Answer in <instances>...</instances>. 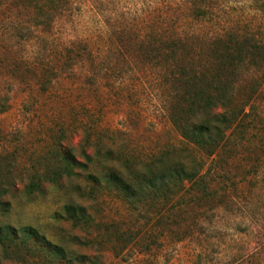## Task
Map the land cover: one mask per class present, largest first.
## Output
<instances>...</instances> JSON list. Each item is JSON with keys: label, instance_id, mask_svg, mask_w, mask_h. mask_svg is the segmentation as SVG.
I'll return each mask as SVG.
<instances>
[{"label": "rangeland", "instance_id": "obj_1", "mask_svg": "<svg viewBox=\"0 0 264 264\" xmlns=\"http://www.w3.org/2000/svg\"><path fill=\"white\" fill-rule=\"evenodd\" d=\"M193 4L208 7L207 15ZM55 6L38 21L29 0H0V179L8 189L0 226H33L77 253L98 254L103 264H264L263 69L240 71V93L249 78L261 85L247 107L251 115L227 130L207 158L208 188L163 210L164 218L131 210L106 191L89 196L85 171L27 192L60 144L82 161L84 139L95 135L130 156L178 143L168 109L173 94L162 70L144 60V47L157 34L166 40L178 33L192 47L190 59L199 60L196 53L212 48L203 35L215 29L232 24L264 33V0H56ZM71 202L87 207L92 224L66 218ZM92 239L95 245L87 244ZM14 251L0 245V264H44L40 254L24 251L25 263Z\"/></svg>", "mask_w": 264, "mask_h": 264}, {"label": "trees", "instance_id": "obj_2", "mask_svg": "<svg viewBox=\"0 0 264 264\" xmlns=\"http://www.w3.org/2000/svg\"><path fill=\"white\" fill-rule=\"evenodd\" d=\"M55 2L29 0L38 21L52 14L56 9L53 7ZM191 7L205 16L209 11L202 5L193 4ZM201 20L205 23L204 19ZM204 23H200L203 28ZM221 30L203 35L202 39L212 48L209 55L196 53L199 60L190 59L192 47L188 46L187 38L178 33L166 40L157 34L155 41L143 49L144 60L162 70L159 72L163 76L162 84L173 94L168 109L179 135L178 143L162 146L144 157L130 156L126 151L114 150L113 141L102 142L101 135H95L94 141L88 137L84 139L82 161L74 156L72 147L60 144L53 153L54 163L37 169L27 192L32 194L39 190L43 181L56 183L63 177H78L85 171L83 180L91 183L89 196L109 192L131 210L151 212V216L160 220L165 215L163 210L170 212L192 200L193 191L208 188V171L203 172L207 158L212 157L224 142L227 130L251 115L247 107L252 109L251 100L261 85L257 79L249 78L246 90L240 93L237 81L240 71L243 68L264 70V33L241 32L232 24ZM193 36L200 35L194 33ZM73 54L70 56L75 58L76 53ZM4 110L0 108V111ZM92 143L94 148L89 152ZM6 193L8 189L1 186L0 179V199ZM0 204L1 207L6 205L2 201ZM64 210L66 218L75 225L86 226L93 222L87 207L80 203H67ZM95 243V239L87 241V244ZM0 245L5 252L14 248L15 254L25 263L28 261L24 251L40 254L44 264H59L60 261L103 264L98 254L88 257L77 253L62 242L47 239L39 229L30 225L20 228L0 226Z\"/></svg>", "mask_w": 264, "mask_h": 264}]
</instances>
